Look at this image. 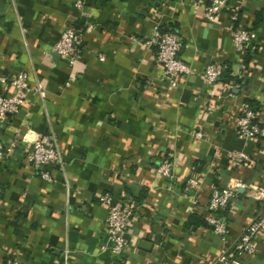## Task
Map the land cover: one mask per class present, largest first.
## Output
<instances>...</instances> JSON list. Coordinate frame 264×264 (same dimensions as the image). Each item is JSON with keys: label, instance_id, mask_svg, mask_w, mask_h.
Wrapping results in <instances>:
<instances>
[{"label": "crops", "instance_id": "1", "mask_svg": "<svg viewBox=\"0 0 264 264\" xmlns=\"http://www.w3.org/2000/svg\"><path fill=\"white\" fill-rule=\"evenodd\" d=\"M207 3L0 0V76L23 71L44 92L29 91L0 120V142L11 144L0 161V264L7 256L18 264H216L264 212V0H229L212 21ZM69 24L81 31L73 62L53 49ZM239 27L255 34L242 51L232 41ZM162 32L177 34L189 67L174 82L157 60ZM213 62L223 71L209 84L202 73ZM0 93L11 89L0 83ZM247 105L260 131L240 138L235 122ZM46 132L61 156L48 167L51 181L27 159ZM233 150L251 163L231 161ZM164 159L168 175L157 172ZM229 182L240 185L218 211L226 237L190 223L208 215L212 188ZM103 193L134 202L120 252L105 231ZM254 242V253L234 254L240 264H264V229Z\"/></svg>", "mask_w": 264, "mask_h": 264}, {"label": "built area", "instance_id": "2", "mask_svg": "<svg viewBox=\"0 0 264 264\" xmlns=\"http://www.w3.org/2000/svg\"><path fill=\"white\" fill-rule=\"evenodd\" d=\"M229 0H208L205 6L204 17L208 21L215 19L219 11L226 7ZM78 4V1H77ZM231 19H237V13L234 8L230 12ZM255 38L253 31L245 28H236L232 32V41L235 49L244 50ZM81 31L72 24L67 25L61 32L59 39L54 44V51L67 61L73 62L77 59L80 51ZM157 60L162 66L163 74L174 82V77L179 74L189 72L188 65L180 58L179 52L182 43L173 32H162L157 34ZM102 60L103 56L100 55ZM223 66L220 63H209L206 65L202 76L206 83L215 84L221 73ZM0 83H5L11 89L10 94L0 93V120L15 114L23 105L27 93L35 91L43 95V89L40 85L30 86L27 74L23 71L18 72L12 77L6 79L0 76ZM236 134L240 138H250L257 135L260 131L257 122V114L252 109L246 107L237 117L235 122ZM11 150V144L0 142V161L4 159L7 152ZM231 161L243 164L251 163V158L244 151L233 150L229 153ZM27 159L35 168L40 178L51 181L52 177L48 170L49 166L61 163L60 151L57 140L52 132L38 134L32 141L31 149L27 154ZM171 170V162L164 159L157 167V172L168 175ZM189 184L196 185L197 180L190 178ZM240 183H225L224 185H215L212 188L209 200L207 202L208 215L206 222L210 225L215 234L225 238L228 232L227 223L223 216L218 214L220 209L226 207L229 201L235 196ZM257 197H264V190L257 191ZM99 202L107 206V216L105 219V231L114 251L120 252L127 244L125 235L126 227L132 217L134 202L126 199L113 200L109 193L99 195ZM264 229V212L256 216L242 231L239 239L235 241L230 251L221 252L216 264H240L234 254L240 252L254 253V239L260 230ZM2 264H18L15 257L7 256Z\"/></svg>", "mask_w": 264, "mask_h": 264}, {"label": "trees", "instance_id": "3", "mask_svg": "<svg viewBox=\"0 0 264 264\" xmlns=\"http://www.w3.org/2000/svg\"><path fill=\"white\" fill-rule=\"evenodd\" d=\"M236 20V19H235ZM248 106V105H247ZM248 108H250V109H252L253 111H255L256 112V109H254V108H252V107H250V106H248ZM195 218V219H194ZM195 221V222H194ZM190 223H194V225H198V224H200V225H205V226H208V227H210V225L206 222V220L205 219H203V218H200V217H191V219H190Z\"/></svg>", "mask_w": 264, "mask_h": 264}]
</instances>
